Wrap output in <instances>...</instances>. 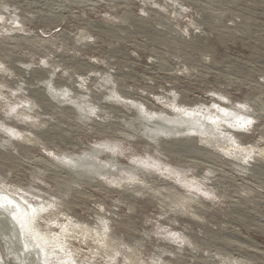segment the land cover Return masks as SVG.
<instances>
[{"label":"rangeland","instance_id":"374dc122","mask_svg":"<svg viewBox=\"0 0 264 264\" xmlns=\"http://www.w3.org/2000/svg\"><path fill=\"white\" fill-rule=\"evenodd\" d=\"M0 191L84 264H264V0H0Z\"/></svg>","mask_w":264,"mask_h":264},{"label":"bare ground","instance_id":"6f19581e","mask_svg":"<svg viewBox=\"0 0 264 264\" xmlns=\"http://www.w3.org/2000/svg\"><path fill=\"white\" fill-rule=\"evenodd\" d=\"M203 118L204 125L211 122ZM21 199L0 191V264H84L66 249L69 234L49 237L41 233L33 224L38 209Z\"/></svg>","mask_w":264,"mask_h":264}]
</instances>
